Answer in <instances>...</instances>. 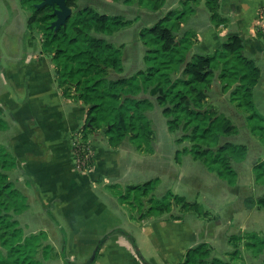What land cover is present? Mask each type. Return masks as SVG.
Here are the masks:
<instances>
[{
  "label": "trees",
  "instance_id": "trees-1",
  "mask_svg": "<svg viewBox=\"0 0 264 264\" xmlns=\"http://www.w3.org/2000/svg\"><path fill=\"white\" fill-rule=\"evenodd\" d=\"M128 10L111 7L103 13L93 7L79 6L76 0H65L71 15L58 28L56 5H42V0H20L29 12L27 31L41 36V53L49 54L54 64V76L63 97L82 102L85 116L80 130L77 157L84 158L90 141L101 133L111 148H118L125 139L133 141L137 150L152 152L153 128L147 112L153 108L151 98L162 107L169 132L181 131L177 143L189 142L184 150H177L175 158L188 153L205 168L234 186L237 171L234 167L247 158L245 144L228 141L238 129L230 119L207 104V92L213 78L221 83V91L229 100L248 113L251 132L264 144V116L255 106L254 88L261 79L255 62L244 52L245 39L238 33L228 35L212 54L192 52L195 35L183 29V23L196 13L201 0H180L179 7L158 16L153 23L144 24L138 38L145 47V68L131 76H121L124 45L114 46L100 34H113L141 19L143 13L157 14L165 0H111ZM220 0H204L215 26L225 25L228 19L219 14ZM108 8V7H107ZM130 13V14H127ZM129 16H134L129 18ZM264 41V33L257 31ZM7 124L0 112V130ZM93 165L92 157L87 159ZM16 167V159L0 145V264H46L51 247L45 232L26 234L17 216L27 207L26 196L15 186L9 172ZM253 179L264 185V159L252 167ZM158 177L121 189L108 185L121 204L136 212L142 220L154 214H169L174 207L182 213L193 212L201 218L209 217L198 203L166 190L156 199L154 192ZM247 209H264V194L244 199ZM245 239V246L257 255L264 253V235L256 232L231 236V241ZM238 251L230 253L235 258ZM178 264H231L212 256L207 243H199L185 251Z\"/></svg>",
  "mask_w": 264,
  "mask_h": 264
},
{
  "label": "crops",
  "instance_id": "crops-1",
  "mask_svg": "<svg viewBox=\"0 0 264 264\" xmlns=\"http://www.w3.org/2000/svg\"><path fill=\"white\" fill-rule=\"evenodd\" d=\"M76 1L78 4L79 0ZM97 1L104 7L122 9L121 3ZM179 1L165 0L160 12L143 13V22L139 23L140 19L135 21L124 29L125 32L138 35L144 24H151L168 10L178 8ZM219 3V14L228 19L227 24L215 26L211 22L204 0L197 6L196 13L183 23V29L195 35L192 52L212 54L228 35H242L245 39V54L260 69L261 79L254 88L253 97L255 104L264 111V41L257 36V31L264 33V0H220ZM28 16L29 12L21 6L20 0H0V27L4 25L0 35L7 32L17 41L32 34L26 27ZM36 38L41 45V36L36 34ZM120 45H124L123 51L130 50L128 44L122 42ZM135 46L139 50L138 63L131 67L128 61L131 53H124L126 60L121 76L128 77L145 68V63L142 64L145 47L139 39H136ZM27 55L14 53L12 60L6 61L7 67L0 65V112L7 124L6 129L0 130V145L16 159V167L10 171V178L27 198L28 207L19 216L30 218L22 220L25 233L42 231L47 235L46 243L50 245L51 252L46 261L49 264H53L55 259H58V264H178L188 248L204 242L210 246L212 256L236 264L233 260L240 258L246 240L231 241L230 237L247 233L249 221L260 223L264 211L263 208L247 209L244 205V199L253 197L250 195L253 191L256 197L264 193V185H257L252 174L253 165L264 157L251 158L247 146L245 161L234 165L237 173L241 171L243 179L238 186H230L225 181L223 183L219 177L216 179L214 173L207 169L208 173H205L196 163L186 161L188 173L193 174V178L203 177L213 181L224 192L233 191L234 197L218 195L207 209L204 208L209 213L206 218L193 212L173 214L172 211L171 214L180 215L181 219H171L169 214L136 219L131 211L128 215L122 212L121 207L126 205L108 198L99 187L102 185L105 188L124 181L125 167L113 165L114 148L94 140L91 147L96 156L94 168L90 172L94 173L93 176L75 170L70 134L82 126L85 110L80 107L84 105L63 97L50 58L41 51L39 54L33 53L31 57ZM4 86L12 87L13 91L4 89ZM216 87L221 90V83L218 82ZM220 98L229 100L227 93L221 92ZM261 152L264 155V150ZM131 156L133 162L129 163V175L132 172L135 175L137 171L139 176L149 169L157 170L156 150L148 152L145 159L136 152H131L128 157ZM176 164L179 167L174 168V176L182 179L186 175L183 159ZM246 166L251 169L250 174ZM196 169L198 173L192 172ZM95 174L99 177L95 178ZM158 177L161 179V176ZM221 207L226 211L224 216ZM61 218L65 222L69 221L66 223L71 228L65 240L63 237L60 240L58 232H51L53 228L38 224L40 221L42 224L52 222V227H55L57 225L54 222L61 221ZM234 221L239 232L235 229V233H232ZM59 240L62 247L59 248L60 252L56 250ZM75 242L77 247L85 249L87 253L69 250L70 244L73 247ZM218 244L220 249L215 250ZM235 250L238 255L231 258L230 253ZM253 256L264 264V253Z\"/></svg>",
  "mask_w": 264,
  "mask_h": 264
},
{
  "label": "rangeland",
  "instance_id": "rangeland-1",
  "mask_svg": "<svg viewBox=\"0 0 264 264\" xmlns=\"http://www.w3.org/2000/svg\"><path fill=\"white\" fill-rule=\"evenodd\" d=\"M78 4H80V6L81 5H89L99 12L112 13L111 9L104 7L97 0H83V1L79 0ZM121 5H122L121 8L123 10H128L131 7H133V6H131V7L125 6L124 4H121ZM127 14H130V13H127ZM138 22L139 23L143 22V20L140 19ZM2 29H4V25L0 27V30H2ZM124 29L117 31V32H114L113 34H110V35H108V34H100V35L103 36L104 38H106L107 40L111 41L116 47L119 46L122 42H124L125 44H128V47H130V50L128 52L122 51L123 62L126 60L124 53H131L128 61H129V65H131V67H132L138 63L139 50H138L137 46H135V43H136V39H139V38H138V35H135V34L132 35L127 31L125 32ZM36 34L37 33H34V34L32 33L29 36H27L26 38H24L25 40L24 39L23 40L18 39L17 41L15 40L16 37L10 36L7 32L1 34L0 35V65L7 67V66H5L6 61L12 60L11 59L12 54H14V53H27L28 57H31L33 55V53L39 54L41 51V45L39 44V41L36 38ZM12 38H14V39H12ZM134 38H136V39H134ZM45 57H46V55H45ZM141 60L142 59L140 58V61ZM143 63H144V61H142V64ZM1 72L2 71H0V76H1ZM218 82H219V80L217 79V77L213 78L211 85H210L208 92H207V96H208L207 97V104L211 105L212 107H214L215 109L220 111L222 114L227 116L230 119L231 123L237 127L238 133L228 137V139H230L234 143L246 144L249 147V151H251V154L249 153L251 158L257 157V156H261L263 158L264 155L261 151L264 150V144L257 135H255L254 133L251 132V122L248 119V113L243 108L238 107L235 103L231 102L230 100L225 101V100L220 98V93L222 91L216 87V84ZM2 83H3V81H2ZM221 87H222V85H221ZM4 89H8L11 92L13 91L12 87H10V86L9 87L4 86ZM253 99H254V97H253ZM151 100L153 102V108L147 112V117L151 121V125L153 128V139H152L151 145H152V148L154 150H156V154L158 156V160H157V163H158L157 164L158 165L157 170L158 171L155 169H153V170L151 169L152 171H150V169H149L145 173H142V174L140 173L139 176H137V173H138L137 171H136L135 175L133 172L131 175H129L128 171H131V170H129V167H131V164H129V163L133 162L132 156L128 157L129 154L131 152H136L137 154L141 155V157L143 159H145L144 157L148 156V152L142 151V150H137L135 148L132 140L125 139V141L118 148H115V150H114V161H115V163H113V165H121L122 167H125V169H124L126 172V173H124L125 179L123 178L122 180H124V181H122L120 184H114V185L118 186L121 189H125V187L127 185L140 184V183H143L147 180L161 176V179L158 177L160 179L159 185L157 186V188L154 192V197L156 199L161 198V196L165 193V191L170 189L171 191H173L176 194L185 196L187 200L197 201L203 209L204 208L207 209L208 206H210V204H212V200L217 199L218 195L226 194V197H234L233 191L227 190L226 192H224L222 189H220L218 186H216L213 183V181L204 179L203 177L193 178L192 177L193 174L188 173L187 166L185 165L186 161H188L189 163H196L197 167L201 171H205V173H208V172H207L205 166L200 161L194 160L191 157V155L188 153H182L180 155V159L181 160L183 159V163H184L183 169L184 170L186 169V175L182 179H177L178 177L174 176V168L177 169L179 167L176 164V162H178L175 158L176 151L177 150H184L185 148H187L189 146V142L185 141L183 143H177V139L182 135V132L181 131H176V132H169L168 131L167 124H166V118L162 114V107L157 104V102L155 101V98L152 97ZM255 106H256V110L261 115L264 116V111H263L262 107H259L256 104H255ZM80 108L82 110H86L85 106H81ZM80 136H81L80 130L72 131L70 134V145H71L72 139H73V141H78V143H79L80 142L79 141ZM94 139L101 142V144L102 143L108 144L107 138L104 137L101 133L96 135ZM93 141H90V144H89V147H90L89 151L91 152V155H92L93 165H91L89 167L87 166L88 169L86 170V172H78V170L76 169L75 164H74L75 170L80 174H82V173L89 174L90 172H92V169L94 168L96 155H95V153L91 147L92 146L91 143ZM75 150L73 151L72 146H71V152H72V156H73L74 160H75V155H74ZM186 155H187V157H185ZM124 162L129 164V165L125 164ZM246 167H247L246 171L250 174L251 169H249V166H246ZM192 172L198 173L197 169L192 170ZM240 172L237 173V182L235 184L237 186L243 180L241 178ZM92 174H94V173H90V176H93ZM252 174H253V172H252ZM9 176H10V172H9ZM122 176H123V174H122ZM98 177L99 176H97L95 174V178H98ZM195 177H197V176H195ZM215 177H216V179H219V178H217V176H215ZM244 178H246L245 175H244ZM129 181L131 183L128 184ZM221 181L223 183H225L224 180H221ZM14 184L16 186L15 182H14ZM257 185L261 186L263 184H257ZM99 187H100V189H102L104 194L107 195L108 198H112V199H114V201H117L116 197L114 196V194L110 188H108L107 186L104 188L102 185H99ZM254 192L255 191H253V193L250 195L253 197H256V196H254V194H255ZM263 194L264 193L260 194L259 196H261ZM102 199L105 201L104 197H102ZM124 205H126V204H124ZM218 206H221V204ZM121 210H122V212H124L127 215L131 211L133 213L134 218L137 215L136 212L133 211L128 205L121 207ZM172 211H173V214L182 213L180 211L179 207H174ZM220 211H221L222 216H224L226 214V211L224 208L221 207ZM119 215L121 217L123 216L121 212H119ZM261 215H262V218H260V220H259L260 223L251 222V220L249 221V224H248L249 229L247 230V233L256 232L261 237L264 235V211L262 212ZM19 216L20 215L17 216V219L19 221V224L23 228V227H25V225L23 224L22 220H24V219L30 220V218H27L26 216H22V218H19ZM154 216L158 217L161 215L154 214ZM175 216H177V215H175ZM66 222H69V221H66ZM66 222L64 221L63 218H61V221H58V222L55 221L54 222V225H57L55 227H52V225H53L52 222H50V223L46 222V223L42 224V222L40 221V222H38V224H40L41 226H49L50 228H53V229H51V232L52 231L58 232L60 240H61V237H63L65 240L66 236L67 235L69 236L68 233H70V231H71L70 225L67 224ZM59 224H61L63 226L62 229H60V227H62V226L59 227ZM236 224H237V222L234 221V223L232 225V229H231L232 233H235V229L237 228ZM23 230H24V228H23ZM236 230L239 232V229H236ZM62 234H63V236H62ZM60 240L58 241V243L56 245L57 246L56 250L58 252H60L59 248H62V247H60L61 246ZM220 243H222V242H220ZM77 246L78 245L76 242L73 244V247H72V244H70L69 250L71 249V251H73L74 253H76V252L83 253L85 251V249L77 247ZM219 249H220V244H218V246L215 248V250H219ZM85 253H87V251H85ZM57 261H58V259H55L53 264H58L59 262L57 263ZM78 261H80V260H78ZM233 261L236 264L237 263L238 264H249V263L262 264L261 260L255 258L253 256L252 250H250L244 246H242V248H241L240 258H235ZM45 263L49 264L46 260H45Z\"/></svg>",
  "mask_w": 264,
  "mask_h": 264
},
{
  "label": "water",
  "instance_id": "water-1",
  "mask_svg": "<svg viewBox=\"0 0 264 264\" xmlns=\"http://www.w3.org/2000/svg\"><path fill=\"white\" fill-rule=\"evenodd\" d=\"M46 4L57 6L54 12V14L57 16V19L52 24V26H55L56 28L64 24L67 18L71 15V9L67 7L65 0H42V2L39 5H37V7H40ZM45 55L46 57L50 58L49 54H45Z\"/></svg>",
  "mask_w": 264,
  "mask_h": 264
},
{
  "label": "built area",
  "instance_id": "built-area-1",
  "mask_svg": "<svg viewBox=\"0 0 264 264\" xmlns=\"http://www.w3.org/2000/svg\"><path fill=\"white\" fill-rule=\"evenodd\" d=\"M78 144H79L78 141H73V139H72L71 146H72L73 151L77 148ZM89 150L90 149H88V152L86 153L84 158H81L79 156L77 157L76 150H75L74 164H75V167L78 170V172H86V170L88 169L87 166L89 167V165H88L87 161H89V160H87V159H89V157H92L91 152Z\"/></svg>",
  "mask_w": 264,
  "mask_h": 264
}]
</instances>
